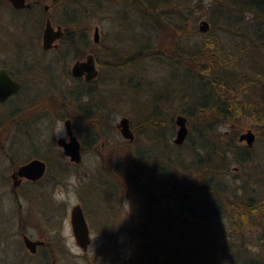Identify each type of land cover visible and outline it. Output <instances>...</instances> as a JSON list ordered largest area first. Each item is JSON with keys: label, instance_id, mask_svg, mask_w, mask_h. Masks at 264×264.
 Instances as JSON below:
<instances>
[{"label": "trees", "instance_id": "trees-1", "mask_svg": "<svg viewBox=\"0 0 264 264\" xmlns=\"http://www.w3.org/2000/svg\"><path fill=\"white\" fill-rule=\"evenodd\" d=\"M28 1L30 7L17 11L27 13L38 8V28L45 15L41 4L49 2L54 6L59 2ZM72 1L83 6V3L97 0ZM121 1L134 4L140 14L144 12L155 31L154 45H145L148 48L140 52L162 54L174 68L181 66L184 77L188 79L184 88H188L190 96L192 90L195 92L191 96L192 106L181 111L186 117L185 138L179 144H167L175 147L176 151L172 152V156L163 155V158H157L153 153L156 146H161L160 152L166 148V141L174 128L173 118L161 113L163 102L170 100L167 92L153 94L149 113L139 120V124L130 122L134 132L132 140L122 138L110 144L109 149L107 146L102 147L97 139L102 138L99 136L104 133L103 128L115 126L107 123L103 117L101 119V115H92L91 104L87 101L92 99L88 87L83 90L88 98L84 101L73 91L69 93L71 102H76L77 106L74 108L66 106L64 101H52L51 106L44 102H39V107L36 105L38 108L47 106L54 109L62 105L66 116L79 119L90 134L91 151L104 165L106 177H96L97 184L102 187L106 196L120 192L119 198L127 197L131 200L134 197L127 213L130 220L121 226V231L126 236L123 241L117 244L116 237L111 238L106 230L103 231L102 243L95 252L97 258L100 256L99 263L89 260L90 258L86 260H89V264H264V191L255 188L250 176L247 180L241 179L239 184L233 183L235 177L231 181L227 178L230 174V162H248L246 158L234 159L232 154L233 141L242 128V117L247 108L256 127L264 128V106L251 109V101L255 97L259 101V97L250 89L255 83L264 92V55L259 58L252 46L241 48L240 45L235 49L242 50V55L235 58L227 52L226 56H221L218 36L212 31L215 16L222 15V21L230 26L239 17L235 18L229 12L252 13L259 23L255 24V34H252L250 44L264 49V29L260 23L261 20L264 23V0H211V9L206 15L209 27L205 32H200L205 38L188 44L185 43L186 39L199 32L192 24L197 16L192 13L191 3L177 7L176 1L171 0ZM143 1L145 5L142 4ZM194 5L199 9L201 0H195ZM61 18L64 27L72 31L70 36H64L61 45L74 49V54H78L81 48L75 40L73 30L82 27L75 25L78 24L77 15L73 14V9L64 10ZM257 28L260 30L256 32ZM109 54L114 59L111 64L117 67L132 60V57L123 58L126 54L124 50H112ZM96 58L100 64L97 54ZM170 77H175L174 71ZM181 96L179 95L180 98ZM50 111L57 118L62 117V114H57L53 109ZM23 113L25 111L11 115L0 126V141L7 139L13 122L18 117L21 118ZM220 121L231 129V137L224 142L219 137L218 129L214 127ZM137 126L143 128L142 133L148 143H151L145 148H140L135 143ZM259 136L264 139V130L258 132V138ZM86 138L81 140L82 151L85 149ZM162 139L165 141L163 145L159 142ZM182 145L186 147V151H183L187 158L178 150ZM228 152L231 155L228 156ZM32 153L40 155L35 150ZM17 164L19 162L12 157L10 167ZM46 167L49 168V161ZM263 180L264 178L256 181L262 183ZM26 218L29 221V217ZM21 222L19 219L18 233L24 232ZM33 224L39 226L36 222ZM44 230L45 228H39V238L45 236ZM48 237L44 238L45 242L38 246V250L46 257H55ZM187 242L190 243L189 247L186 246ZM247 244L256 246L255 250L249 253ZM118 247H123V250L120 251ZM41 264L51 263L46 259Z\"/></svg>", "mask_w": 264, "mask_h": 264}, {"label": "rangeland", "instance_id": "rangeland-1", "mask_svg": "<svg viewBox=\"0 0 264 264\" xmlns=\"http://www.w3.org/2000/svg\"><path fill=\"white\" fill-rule=\"evenodd\" d=\"M172 1H176L177 7L192 4V13L197 16L196 20L191 22L195 29L198 20L207 19L206 15L211 9L209 8L211 0H201L199 9L194 5L195 0ZM142 4L145 5V2L143 1ZM82 5L79 6L72 0H59L49 10V16L53 24L61 23L62 11L73 9V14L77 15L78 19V24L75 25L84 29V34L90 38L93 55L97 54L103 61L99 64L98 77L90 84L92 99H88L81 89L84 85L73 80L65 72L64 64L67 69L74 60L71 50L65 45H61L56 50L44 51L40 48L41 26L38 28L37 21L39 9L33 8L27 13L13 11L8 2H0V65L5 66L11 75L21 82V87L16 94L0 102V126L11 118V115L25 111L21 118L18 117L13 122L7 133V139L0 141V264H41L42 256L46 257L38 248L31 254L24 247L20 234L17 232L19 219L22 221L24 233L30 238H39V228H45V236H49L56 254L55 264H89V260L99 263L100 256L97 258L95 252L102 243L103 231L106 230L111 238L116 237L117 244L126 237L121 231V226L123 227L130 220L127 213L134 197L131 200L127 197L119 198L120 192L106 196L96 180V177H106L104 165L90 149V134L84 124L76 117L66 116L62 105L57 109L47 106L38 108L39 102L50 105L52 101H64L66 106L74 108L77 106L76 102H71L69 96V93L73 91L81 101L88 99L92 115L98 117L101 115V119L103 117L113 126L121 115L127 116L131 123L139 124V120L149 113L153 94L166 92L169 94L170 100L163 102L164 108L161 109L163 111L161 113L171 116L173 120L175 114L182 113V110L192 106L190 105L193 100L191 96L195 91L192 90L190 96L188 88H184L188 79L184 77L181 66L174 68L170 60L159 53H141L148 48L145 45L153 46L156 42L152 23L144 12L140 14L134 4L121 0H97ZM230 13L235 18L239 17L238 21L234 18L232 25L227 26L222 21V15H218L215 16L212 28L213 33L218 36L220 55L226 56L227 52H230L233 57L242 55V50L235 49L241 45V48L252 46L261 58L264 55V49L250 44L255 34V24L259 23V21L256 22L257 18L255 19L254 15L248 12ZM260 23L264 29L263 21L261 20ZM94 25L98 27L100 39L97 44L91 41ZM247 28H249L248 31ZM259 30L257 28L256 32ZM203 38H205L203 33L196 32L190 35L185 43L200 42ZM101 43L126 51L123 58L132 57V60H128L121 67L112 65L113 57L102 56L99 52ZM172 71L175 73L173 78L170 77ZM254 84L250 86V89L255 91L257 86L254 87ZM261 94H264L262 89ZM179 95H182L181 98ZM242 97L243 95L240 96ZM262 98L264 99V96ZM50 109L57 114H62V117L57 118ZM249 116L248 113L242 118ZM64 118H69L72 132L80 142L87 137L85 149L78 163L70 162L56 145L57 137L67 139L63 125ZM214 127L218 129L222 142L231 137V129L226 123L220 121ZM175 128L174 124L173 132L166 141V148L160 152L161 146H156L155 153L151 152L156 154L157 158L170 156L173 151H176L175 147L167 146L173 143L171 139ZM103 129L104 133L102 132L99 136L102 138L97 139L102 147L107 146L109 149L110 144L122 139L116 126ZM262 130L264 128L258 129V132L261 133ZM142 131L141 126L136 127L135 143H138L140 148H145L151 143H148ZM238 133L234 141L237 140ZM159 142L163 145L165 141L162 139ZM252 147L255 156L252 153L250 161L244 164L232 161L228 164L230 174L227 178L231 181L235 177L234 184H239L241 179L247 180L249 173L258 177L264 169V139L259 136ZM34 149L42 156L33 155ZM185 149L184 145L178 149L184 153V157L187 156L183 151ZM227 155L231 153L228 152ZM32 156H38L47 163L49 161L46 174L41 177L42 179L40 178L41 180L25 183L11 193L9 179L11 158L21 163ZM236 165L238 167L234 169ZM256 165H260V169ZM251 178L254 180L255 188L264 191V180L260 183L256 181L257 179ZM106 197L108 200L105 202ZM73 203H79L82 207L89 227L91 240L85 251H81L75 245L70 229L68 211ZM27 216L30 223L27 221ZM35 222L40 227L33 224ZM247 245L249 253L256 248L254 245ZM186 246L189 247L190 243L187 242ZM118 248L120 251L123 250V247ZM87 258L90 259L86 260Z\"/></svg>", "mask_w": 264, "mask_h": 264}, {"label": "water", "instance_id": "water-1", "mask_svg": "<svg viewBox=\"0 0 264 264\" xmlns=\"http://www.w3.org/2000/svg\"><path fill=\"white\" fill-rule=\"evenodd\" d=\"M14 8L28 7L29 2L26 0H8ZM42 9L46 11L48 4L44 3ZM209 27L207 19L201 18L197 23V30L199 32H205ZM62 31L59 25L53 26L50 22L49 17L44 18V23L41 31L40 45L42 48L47 49L54 47L56 42L54 41L61 36ZM97 27L93 29V40H97ZM71 73L73 75H80L84 73L85 79L95 77L97 74V68L93 56L88 53L83 60H76L71 65ZM19 88V82L12 78L6 68L0 67V101L4 100L10 94L16 92ZM174 124L176 126L172 142L179 144L181 143L187 133L186 117L182 113H177L174 116ZM67 139L64 137H57L56 144L61 147L62 153L68 157V159L74 163H77L81 159L80 142L72 132L70 127L69 119L63 120ZM115 126L122 138L132 140L133 132L129 127V118L125 115H121ZM253 131L247 129L238 134L237 140H244L246 144H250L253 139ZM45 173V162L43 159L38 157H32L27 161L19 164L14 170L11 171L10 177L12 178L11 185L14 186L20 177H24L30 180L40 179ZM69 225L72 232L73 240L76 246L81 251H85L90 238L88 233V226L83 216V211L79 203H73L69 207ZM21 241L24 247L29 252H34L37 245L44 243L43 238H30L25 233L21 235Z\"/></svg>", "mask_w": 264, "mask_h": 264}, {"label": "flooded vegetation", "instance_id": "flooded-vegetation-1", "mask_svg": "<svg viewBox=\"0 0 264 264\" xmlns=\"http://www.w3.org/2000/svg\"><path fill=\"white\" fill-rule=\"evenodd\" d=\"M7 2H8V4L10 5V7H11V9L13 10V11H17V10H21V9H24V8H28V7H30V2L28 1V0H26V1H28L29 2V6L28 7H20V8H14V7H12V5L9 3V1L8 0H6ZM44 3H46V4H48V9L46 10V11H44L43 9H42V5L44 4ZM53 7V5L51 4V3H49V2H43L42 4H41V10H42V12H44L45 13V15L43 16V19H42V25H41V31H42V27H43V23H44V18L47 16V17H49V19H50V16H49V10L51 9ZM50 22H51V24L53 25V26H56V25H59L60 26V29H61V31H62V34H61V36H59L57 39H55L54 41L56 42V45L54 46V47H50V48H47V49H44V48H42L41 47V45H40V48L42 49V50H44V51H47V50H56V49H58L60 46H61V44H62V40H63V38H64V36H70L71 35V33H72V31L70 30V29H66L65 27H64V23L63 22H61V23H55V24H53L52 23V21H51V19H50ZM97 27V25H94L93 26V29H94V27ZM41 31H40V37H41ZM73 33L76 35V38H75V40H76V42H78V46H79V48H81V50L79 51V53L78 54H74V49H72V48H70V47H67L66 45V47L69 49V50H71V52H72V56L74 57V60L70 63V65H69V68H67L66 69V65L64 64V66H65V72H66V74H68L73 80H75V81H77V82H80L82 85H84L83 87H81V89L82 90H84L85 88H89L90 89V84L94 81V80H96V78L98 77V72H99V69H100V66H99V62H98V60H97V58H96V55L94 56L93 55V52H92V49H91V43H90V38L89 37H86V34H84L85 33V31H84V29L83 28H79V29H77L76 31H74L73 30ZM97 33H98V27H97ZM92 35H93V31H92ZM91 35V41H92V43H94V44H97V43H99V41H100V39H99V37H98V35H97V40L96 41H94L93 40V36ZM81 42V43H80ZM86 48H90V49H86ZM112 50H119L118 48H115V47H112V46H110V45H107V44H103V43H101L100 44V53H101V55L102 56H108V55H110L109 54V52L110 51H112ZM119 51H121V50H119ZM88 53H90L92 56H93V59H94V62H95V66H96V68H97V74L95 75V77H93V78H90V79H85L84 78V73H82V74H80V75H73L72 73H71V65H72V63L74 62V61H76V60H83L84 58H85V56L88 54ZM127 58H129V57H127ZM101 61V60H100ZM98 62V63H97ZM102 62L103 61H101L100 62V64H102ZM1 66H3V65H0V67ZM3 67H5V66H3ZM6 68V67H5ZM6 71L8 72V74L12 77V78H14L12 75H11V73H10V71L6 68ZM14 79H16V78H14ZM18 82H19V88H18V90L16 91V92H14V93H12V94H10L9 96H7L4 100H2V101H0V102H4V101H6L7 99H9L12 95H14V94H16L18 91H19V89H20V87H21V82L18 80V79H16ZM257 86V88L255 89V96H258L259 97V101H258V99H257V97H255L253 100H252V105L254 106V108H251L252 110H256V109H259L261 106H264V99L262 98V96H264V94H261L260 93V89H262V88H260V86H258V85H254V87H256ZM260 90V91H259ZM248 109L249 108H247L246 109V111L248 112ZM245 111V112H246ZM244 115H248V113H243ZM64 119H66V118H64ZM63 119V120H64ZM69 119V118H68ZM69 122H70V120H69ZM187 126V125H186ZM71 127V126H70ZM129 127H130V120H129ZM131 128V127H130ZM247 129H249V130H251V131H253V133H254V136H253V139H252V141H251V143L250 144H246L245 143V141L244 140H241V141H238V140H236V141H233L234 142V146H233V148H232V154H233V158L234 159H243V158H246L248 161H250L251 160V158H250V156H251V154L253 153L254 154V156H255V151L252 149L253 147V143L256 141V140H258V128L256 127V124H255V122L253 121V120H251L250 119V117H245L244 119H243V124H242V128L239 130V133L240 132H242V131H245V130H247ZM131 130H132V132H133V129L131 128ZM225 131H227V130H225ZM238 133V134H239ZM238 136V135H237ZM133 137H134V132H133ZM66 139V138H65ZM237 139V138H236ZM80 142V141H79ZM101 144V143H100ZM57 145V144H56ZM57 147H59L60 149H61V147L60 146H58L57 145ZM35 151H36V149H34ZM61 151H62V149H61ZM80 152H81V154H82V148H81V142H80ZM64 155V154H63ZM66 156V155H65ZM32 157H38V156H32ZM32 157H30V158H32ZM67 157V156H66ZM252 157V156H251ZM30 158H28V159H30ZM38 158H40V157H38ZM68 158V157H67ZM28 159H26V160H24V161H22L21 163H23V162H25V161H27ZM42 159V158H41ZM44 160V159H43ZM69 160V159H68ZM81 160V159H80ZM70 161V160H69ZM44 162H45V170H46V166H47V163H46V161L44 160ZM70 162H72V161H70ZM80 162V161H79ZM21 163H19V164H21ZM74 163V162H73ZM78 163V162H77ZM19 164H17L15 167H11L10 168V171H9V179H10V192L11 193H13L17 188H19V187H21L23 184H25V183H34V182H36V181H38L39 179H37V180H30V179H27V178H24V177H20L19 179H18V181L16 182V184L14 185V186H12L11 185V183H12V178L10 177V173H11V171L12 170H14ZM257 167H259L260 165H256ZM256 166H255V168H256ZM238 166L236 165V166H234L233 168L234 169H236ZM259 169H260V167H259ZM264 170V169H263ZM263 170H261V172H260V174H259V176L258 177H254L251 173H249L248 174V176H251V177H253V178H255V179H262V178H264V171ZM82 208V207H81ZM83 211V210H82ZM83 216H84V213H83ZM68 219H69V211H68ZM84 219H85V216H84ZM85 221H86V219H85ZM86 224H87V222H86ZM88 226V225H87ZM24 232H20L19 234H20V237H21V235L23 234ZM88 233H89V238H91L90 237V231H89V227H88ZM44 238H46L45 236H43V239ZM91 240V239H90ZM44 242H45V240H44ZM89 243H90V241H89ZM42 245V244H41ZM89 245V244H88ZM38 246L39 245H37V247H36V250H37V248H38ZM36 250L34 251V252H30L31 254H33V253H35L36 252ZM43 257V260H46V259H48V257H44V256H42ZM49 262L51 263V264H55V260H56V254H55V257H50L49 258Z\"/></svg>", "mask_w": 264, "mask_h": 264}]
</instances>
